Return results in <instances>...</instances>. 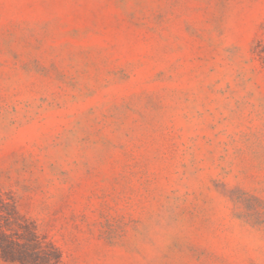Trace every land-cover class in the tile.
<instances>
[{
    "label": "rangeland",
    "instance_id": "obj_1",
    "mask_svg": "<svg viewBox=\"0 0 264 264\" xmlns=\"http://www.w3.org/2000/svg\"><path fill=\"white\" fill-rule=\"evenodd\" d=\"M0 199L54 264H264V0H0Z\"/></svg>",
    "mask_w": 264,
    "mask_h": 264
},
{
    "label": "trees",
    "instance_id": "obj_2",
    "mask_svg": "<svg viewBox=\"0 0 264 264\" xmlns=\"http://www.w3.org/2000/svg\"><path fill=\"white\" fill-rule=\"evenodd\" d=\"M0 258L17 264H54L60 254L11 202L0 199Z\"/></svg>",
    "mask_w": 264,
    "mask_h": 264
}]
</instances>
